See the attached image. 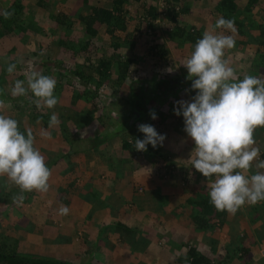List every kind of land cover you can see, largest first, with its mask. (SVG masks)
<instances>
[{"label": "crops", "instance_id": "crops-1", "mask_svg": "<svg viewBox=\"0 0 264 264\" xmlns=\"http://www.w3.org/2000/svg\"><path fill=\"white\" fill-rule=\"evenodd\" d=\"M50 1L53 4L56 3L57 6L51 12L52 15L66 13L68 17H74L82 6L78 3V0H73L72 4H68L66 0ZM100 1L94 3V0H91L90 5H98ZM210 2L212 0H201L199 6L200 8L204 5V7H208ZM136 5L135 2H128L126 10L128 11L130 6L135 8ZM3 6L2 9H9L12 7V2L6 0ZM69 6L76 11L75 14L68 13ZM58 7L61 9L59 10ZM41 15L43 18L45 17L43 13ZM35 17L36 27L38 26L42 31H45L42 36L43 40H37L36 42L45 45L48 54L47 49L56 46L50 37L55 22L50 21L47 17H45L46 22H43V18L38 19L37 15ZM185 17H190L188 22L183 19L186 24H194L202 32H205L207 27L212 29L214 26L213 24V26L206 25L207 21H202L207 19L202 12L197 13L196 16L200 22H196V20L194 22L189 14ZM201 21L204 23H201ZM74 22H76L75 19ZM45 26L48 27L47 30L44 28ZM232 36L235 40V52L231 55L234 57L237 52L241 57L245 51L250 54V48H240L237 42L240 38L235 33H232ZM37 37L39 35L34 34V39ZM173 48L177 47L175 45L172 48L169 47L171 53H175ZM178 50L179 52L173 57L179 58L177 64L179 67L176 68L182 69L184 68L185 59L194 51V46L184 43ZM228 50H225L227 56H229ZM56 53L57 50H53L50 58L56 56ZM20 59L22 63L29 64L25 55L16 61L20 63ZM1 65L4 66V64ZM184 74L187 75L186 69L183 73L181 71V75ZM237 76L242 79V76L238 74ZM11 83L14 84L15 82L13 80L6 81L4 88H1V90L6 92V88L10 87ZM190 85L191 83H189ZM180 90V86H172L170 91L158 86L156 90H153L154 94L151 95L148 102L151 106L160 107L161 112L168 115V119L163 121L165 125L168 124L166 121L170 118L175 121L166 128L169 132L164 133L166 139L159 150L156 152L149 151L151 153L149 155H143L142 153L143 157H152V161L155 160L156 162L154 164L149 161L147 165L142 166L141 164L138 165L137 161L130 160L132 153L120 147V138H115V134L109 135L98 147L90 146L88 142L93 144L91 141L94 138L103 137L104 129L98 124L96 125L98 126L97 130L87 131L86 134L81 126L79 127L81 130L76 129L83 137H73L71 143L74 144L76 141L81 140H84L85 143L75 148L71 153L68 150L66 156L65 149L61 151L63 144H66L62 137L56 138L53 142L40 144L44 150L42 153L45 155V152H47V155L42 156L51 172L48 191H33L26 201L17 205V215L12 214L14 219L11 222L14 223L0 224V227L3 228L2 232H8L9 229H5V226H8L11 228V235L16 236L18 239L16 241L19 242V251H17L32 252L30 246L34 244L39 247L37 248L38 253L39 251H46V247L40 245L43 242V237L46 241H52L55 231H59L60 228L68 226L74 219H77L83 220L84 223L73 229L72 240L64 243L63 247H58L56 244L53 247L56 255H60L62 261L70 264H189L187 260H180L185 258L188 248H192L206 257L210 264H264V201L255 205L246 204L234 215L226 212L223 224H219L213 218L208 219V225L211 229L208 226L203 230H197L194 224H191L190 215L193 212V216H195L198 209L195 206H190L187 202L189 199L196 200L209 190L208 185L210 182L202 174L196 172L200 177L199 180L197 181V176L194 182H189L187 186L184 185L186 171H195L189 160L194 143L189 146L190 142H187L191 139L187 137L183 130V117L179 116L178 118L171 110L172 107L173 109L176 107L177 101L183 100L179 94H177L180 97L179 99L175 95ZM160 92L164 93L160 96L165 97L162 98V101H159ZM70 94L65 85L60 86L57 95L58 104L65 107ZM155 96L157 100H152ZM6 97L5 94L4 99H7ZM186 97L187 95L184 99ZM187 100L189 101V99ZM84 103L78 100L76 102L77 110L83 112ZM9 106L8 109L10 108L9 110L12 113L7 112L6 116L12 117L14 106ZM116 112L112 118H118L115 120L120 121V117L125 115ZM172 114L176 117H172ZM29 115L28 118L20 119L19 126L22 119H24L27 128L21 127L23 130L26 132L39 130L37 124L34 125L33 130L31 129V123L34 121ZM14 117H16L15 113ZM87 118L88 116L83 117L84 120ZM147 120L153 121L151 116ZM158 120L157 117L155 125H158ZM257 134L260 139L255 140V144L260 143L262 146H259L261 153L257 160L253 162L250 175L255 174L257 171L264 172V169L255 168V164L259 160H264V156L261 157V155H264V132H258ZM81 147H85V149ZM255 147H258L257 144ZM52 152L59 153V163H48V153ZM164 155L170 157V163H167L166 158L162 159ZM63 159L66 160V164ZM136 160H138L137 157ZM115 161L118 163L114 164ZM140 172L148 178L147 181L142 183L138 181ZM170 173L175 174V177H172ZM0 177L7 179L5 176ZM3 187L10 189L15 186L8 184ZM74 188H77V190H74ZM63 189L67 190V193L60 192ZM0 202L2 201L0 200ZM2 203L1 207H5V203ZM62 206L68 207L67 215L59 214ZM95 207L100 208L95 216H90L92 209ZM125 228L131 232L127 233ZM212 236L218 238L214 245L211 243ZM256 245L258 247H255ZM255 254L258 255L257 257L260 260L256 259Z\"/></svg>", "mask_w": 264, "mask_h": 264}, {"label": "trees", "instance_id": "trees-1", "mask_svg": "<svg viewBox=\"0 0 264 264\" xmlns=\"http://www.w3.org/2000/svg\"><path fill=\"white\" fill-rule=\"evenodd\" d=\"M90 1L91 0H78V3H80L82 7L86 5L88 8L86 12L82 10L79 11L74 17H68L66 13H62V15L60 13H55L52 15L51 13L43 12L44 16L50 21L55 22L50 32V37L55 42L57 48L56 56L53 58L47 56L45 45L40 42H35V44L30 43L31 37L33 39L34 34L39 36L45 34L44 30L42 31L38 26L36 27L34 21V19H36L35 13L37 9L42 7L40 1L36 2L34 5L27 4V6L20 5L19 3H12L11 8L1 9L0 12L7 10L12 12L13 15L10 19H5L3 15H0V58L5 54H10L19 50L26 56V59L27 54L34 57V60L41 58V55L44 61L49 59L50 63L33 61L35 62L33 65L37 66L36 64H39L36 71H41L40 74L51 76L56 80V88L54 90L56 98L60 86L65 85L66 89H69L71 93L70 98L66 100L67 104L64 108H73L75 113H80L81 110L79 111L76 108V102L78 100L83 101L85 102V109L82 113L85 116L94 115V117H92L94 120L97 119L100 114L99 109L106 108V112H109L107 105H105L104 102L101 103L98 98L99 96L96 93L97 88L105 87V89H110L111 93L108 97L113 104L114 95L118 93L121 86H126L127 95L125 96L126 99H124V106L127 108V111L130 110L131 112L128 117L121 116L122 118L120 117V121L113 120V124L115 122L119 123L121 127L119 130L120 132L131 133L128 129L129 121L132 119L131 122H133L134 119H137L141 111L144 112V118L149 119L150 111L154 110L156 116L159 118V122L168 119V115H164L161 109H159L160 107L148 105L151 95L153 96L154 94L153 90H156L158 86L164 87L167 91H170L172 86H180V91L183 89L187 91L189 87L191 89V85L189 86L190 82L186 80V75L176 74L173 79H171L172 77L167 79V75L161 74L160 71L158 72L156 70L159 69L157 67L158 65L166 66V63L161 60L162 58L154 60V64H151L153 69L150 73V77L140 78L132 74L136 71H140L141 66L146 64V54L147 52L150 53L151 50H154V55L152 54V56L155 57L161 53L166 54V52L170 50H167V48H169L168 45H175L177 49L184 43L195 46L196 41L202 38V31L200 28L195 27L194 24H186L183 21L186 15L194 14L191 15L193 16L191 17L193 21L196 20V22H200L196 16L197 13L199 14L202 12L207 18L202 21H207L206 25L210 26H213L212 24L216 23V20L221 16L225 19H232L235 22V34L240 38V40L237 41L240 48H250V44L253 43L256 46V50L260 48L264 49V30L259 29L262 25L253 27V25L250 24L247 26L248 22L246 18L244 15H241L242 13L248 15L252 12H254V14L257 13L258 9L256 5L258 4L261 5L260 11L264 12V0H212L208 7L203 6L202 8L199 6V1L201 0H101L98 5H90ZM129 1L141 5V9H139L134 16L133 14L130 15L126 10V4ZM130 17L136 20L133 25ZM73 18L76 22H74ZM156 19L159 22L161 20L166 21L168 27L164 29ZM257 21L258 23L264 21V17L258 15ZM75 23H81L83 31H81L77 25L74 27ZM243 27L247 30L245 35L246 38L242 37L241 29ZM44 28L47 30L48 27L45 26ZM69 31L71 34H69ZM255 31V34H257L256 37L253 35ZM118 33L120 34L117 35ZM101 35L109 36L110 48L112 49V53L109 57H104L97 49V47L100 46L98 36ZM30 45H33L34 51H28ZM135 49L138 51L137 54L133 52ZM78 54H80L82 58H77L76 55ZM90 55H92L91 59L97 60V63L94 65H90L89 63ZM10 63L15 64L14 61L8 64ZM67 63H69L68 67H66ZM1 64L0 60V76L4 75L5 81L13 80L15 82L17 80H26L28 75L25 72L22 74V72H19L21 70H19L9 73L7 71L8 64L4 66ZM130 75L133 76L131 80L129 78ZM92 83L94 87L91 89ZM75 85H78V88H75ZM4 86L5 82L1 83L0 81V89L4 88ZM163 92H160L159 96L165 93ZM195 94V92L191 93L185 99H182L184 101H188L187 99H189L190 102ZM15 98H19V103L23 105L15 103L13 105L14 110L22 108L23 110L30 111L37 117H44V114L40 112L43 108L39 110L36 108L35 104L32 102L34 97L30 92L26 96ZM162 98L165 97L160 96L159 101H162ZM2 99H0V101ZM153 99L157 100L156 96L152 98V100ZM2 108H0V110ZM4 108L8 109V106ZM171 110L174 111L173 107ZM9 112L12 113L10 110ZM68 115L69 113L66 116ZM11 116V118L18 121L19 126V119L14 117V114ZM106 117L110 118L109 116ZM172 117H174L173 114ZM48 120L49 119L46 118V122L44 121L42 124L40 122L39 128H41V126L46 128L49 124ZM156 120L157 119L153 121ZM174 122L175 121L171 118L166 121L169 125ZM106 127L107 126H103V137L94 138L93 141H91L93 144L88 142L90 146L98 147L109 135L113 134L112 131H108ZM19 129L21 132L27 133L20 126ZM258 132H264V126L259 127L258 130H254L253 133L256 137ZM135 139H143V135L134 136L129 142L124 138L120 140L119 143L123 150H128L132 153L130 155L132 156L130 158L132 161L134 160L133 157H136V155L140 156L139 154L142 153L135 150ZM256 144L258 147H262L260 143ZM159 148L160 147L153 149L152 146L149 145L147 150L156 152ZM263 156L264 155H261V157ZM164 158L165 157L162 156V159ZM2 180L7 185L10 184L6 178L0 177V181ZM3 186L0 185V195L2 196L0 200L4 202L6 206L0 207V224L6 222L14 223L11 222L14 219L12 214L17 213L16 207L18 204H21V202L14 203L13 195L2 192L3 189H6ZM31 194L32 192L24 194L25 199L23 201H26ZM209 199L208 191H206L196 200H188V202L194 203L192 206L198 209L197 214L191 217V221L197 230L207 228L209 226L208 219L211 218L217 220L219 224L224 222L226 212H217L210 204ZM2 230L3 228L0 227V264H70L66 261L57 262L54 259L33 258L31 256L28 257L18 254L21 252L16 250L17 241L14 239L9 243ZM126 231L127 233L131 232L129 229H126ZM180 260H187L189 264H210V261L206 257L197 253L192 248H188L185 258Z\"/></svg>", "mask_w": 264, "mask_h": 264}, {"label": "clouds", "instance_id": "clouds-1", "mask_svg": "<svg viewBox=\"0 0 264 264\" xmlns=\"http://www.w3.org/2000/svg\"><path fill=\"white\" fill-rule=\"evenodd\" d=\"M0 15L10 19L13 13L4 10ZM235 31L234 20L221 16L196 41L194 51L183 64L186 80L196 94L190 102L177 101L174 107V114L183 117V130L194 143L189 159L192 168L210 182V204L217 212L232 215L246 204L264 201V172L246 174L261 153L254 146L253 132L264 126V80L252 75L239 79L224 59L225 50L235 47L233 36L225 33ZM15 69L16 64H8L9 73ZM55 88L54 78L32 72L26 80L15 81L11 95L20 97L30 92L38 110L54 109L58 103ZM150 116L157 119L154 110ZM58 123V115L53 111L48 127ZM137 127L143 139L134 140L136 151L146 152L149 145L153 149L163 146L166 136L158 133L153 125ZM43 134L49 135L47 131ZM34 143L31 131L21 132L17 120L0 114V176L7 177L19 189L13 196L14 203H22L25 193L48 191L51 172ZM255 168L264 169V160H259ZM68 211L67 206H62L59 214L67 215Z\"/></svg>", "mask_w": 264, "mask_h": 264}, {"label": "rangeland", "instance_id": "rangeland-1", "mask_svg": "<svg viewBox=\"0 0 264 264\" xmlns=\"http://www.w3.org/2000/svg\"><path fill=\"white\" fill-rule=\"evenodd\" d=\"M3 1L4 2H2L0 0V8L1 9L4 7L3 5L5 4L6 0H3ZM10 1L12 3H14V4H18L19 3L20 5H26V6H27V4L34 5L36 2L40 1V3H42V5L40 4L42 7H40V9L38 8L36 13H35L38 16V19L43 18L41 13H43V12L44 13L45 12L51 13V12H53L55 10V7L57 8L56 3L53 4L50 0H10ZM98 1L99 0H94V3H98ZM66 2L68 4H72L73 0H66ZM129 2H131V1H129ZM140 7H141L140 4H137L135 6V8L130 6L129 10H128L129 11L128 13L130 15L133 14V16H134V15H136L137 11L139 9H141ZM87 8H88V6H86V5H84L83 7L81 6V10L82 11L86 12ZM256 8L258 9V12L255 13V14H254V12H252L249 15L246 14V13H242L241 15H244V17L246 18V20L248 22L247 26H249L250 24H252L253 27H256L257 25H262V26L259 27V29L260 30H264V21H262L260 23H258V21H257L258 15H261V16L264 17V12L260 11V8H261L260 4L256 5ZM58 9L60 10L61 8L58 7ZM67 11L70 14H75L76 13V11L70 6H69V9H67ZM191 15H194V14H191ZM45 17L43 18L44 19L43 22L47 21L45 19ZM191 17H193V16H191ZM184 19L188 22L190 20V17H185ZM130 20L132 22V25L136 21V20L132 19L131 17H130ZM158 23H160L161 27H163L164 29H166L165 27H168L166 25V21L161 20L160 22L158 21ZM201 23H203V22H201ZM76 25L78 26L79 29H81V31H83V27H82L81 23L75 24L74 27ZM213 25H215V23ZM206 29L207 30H211L208 27ZM217 31H220V30H217ZM241 31H242V37L246 38V36H245L246 35V31H247L246 28L243 27L241 29ZM203 33L204 32H202V36H203ZM255 33H256V31L254 32L253 35L256 37L257 34H255ZM69 34H71L70 31H69ZM119 34L120 33H118L117 35H119ZM225 34L232 35L231 32H226ZM37 40L41 41V40H43V37L39 36V37H37L35 39H34V37H33V39L31 37L30 43L35 44V42ZM98 42H99L100 46L97 47V49L100 51V53L104 57H109L111 55V53H112V49L110 48L109 36L108 35L98 36ZM249 44H250V42H249ZM168 46L172 48L171 45H168ZM168 49L169 48H167V50ZM29 50L30 51H34L33 45H30L28 51ZM53 50H57L56 46L51 47V48L49 47L47 49V51H48V54L46 53L47 56L52 57L50 54L52 53ZM173 50L175 51V53H171L170 52L171 49H170V50H168V52H166V54L165 53H161L160 55H157L155 57L152 56V54L154 53V50H151L150 53L147 52V54H146V60H147L146 64L141 66V68H140L141 70L140 71H136L135 73H132V74H135V77H140V78H143V77L145 78L147 76L150 77V73H151V71L153 69L151 64L152 63L154 64V60H158L159 58H162L161 60L166 63V66L158 65L157 67L159 69H156L158 72L160 71L161 74L167 75L166 76L167 79H170V77L175 76L176 73H177V75H181V71L183 73L184 69H186V68L185 67L182 68V69L181 68H179V69L176 68V67H179L177 65L179 63V58L177 59V58H175L173 56H175V54L177 52H179V50L177 48H173ZM133 52H134V54H137L138 51H136V49H135ZM234 52H235L234 48L229 49L227 51L229 56H227V54H225L224 59H226L228 61V63L230 61L229 66L230 67L232 66L234 71L239 76H242V79H243V77L245 75H252V76H256V77L264 80V64H263L264 63V49L263 48H260V49L256 50V46L253 43H251L250 44V54L247 53L248 51H245L243 53V56L240 57V55H238L237 52H236V55L233 57L231 54H233ZM23 55L24 54L22 52L17 50V52H15L13 54H5L4 56H2L0 58V60H1V63L4 64V65L8 64V62L14 61L15 64H16V69L14 71L21 70L22 74H24L23 72H25L27 75H30L32 72H37L36 70H37V67L39 66V64H36L37 66L33 65V64H35V62H37V61H41L43 63H49L50 62L49 59L44 61V58L42 57V55H41V58H39V60H38V58L34 60L33 59L34 57L29 56L28 54H27V59H28L27 61H29V64H25V62L22 63L21 59H20V63H19V61L17 62L16 60L18 58H22ZM128 55H130V54H128ZM76 57L82 58V56L80 54L76 55ZM91 58H92V55L89 56L90 65H94L95 63H97V60H93ZM33 61H35V62H33ZM25 65H28V66H25ZM68 65H69V63L66 64V67H68ZM18 67H19V69H18ZM2 68L5 69L4 67H2ZM40 72L41 71H39L37 73H40ZM184 75H186V74H184ZM132 77L133 76H131V75L129 76L130 80H131ZM0 81H1V83L6 82L5 78H4V75L0 76ZM187 82H189V81L187 80ZM12 83L10 84V87L6 88V90H7L6 92H5V90L3 92L0 89V99L5 98V94L7 95V97H6L7 100L2 99V100H5V101L1 100L3 103H2V105H0V108L3 107L0 110V114H3L5 116H6V113L9 112V109L4 108V107L9 106V105L13 106V103L14 104L17 103L18 105L21 104V103H19V98L17 99V98H15V97H13L11 95V89L14 86V84H12ZM91 85H92V87H91V89H92L94 87V85H93V83ZM75 86H76L75 88H78V85H75ZM185 90L186 89H183L182 91H180L178 93L176 92V94L175 93L174 94L175 95L179 94L181 99H182L186 95L189 96L191 93H194V91H192L190 88L187 89L188 92L185 91ZM126 91H127L126 86H124V85L121 86V88L118 90V93L114 95V103L112 104L110 98L108 97L110 95V93H111L110 89L106 90L105 87H100V88L98 87L97 91H96L97 95L99 96L98 98L100 99L101 103L102 102L107 103L106 105L108 107V111L109 112H106V110H107L106 108L99 109V107L97 106L98 109L100 110V114L97 117V119H95V120L92 119V117H94V115L88 116V118L86 120H84L83 117L86 118V116L82 113V111L80 113H75V110L73 108L72 109H67V108H64V105H59L58 103H57V105L55 106L54 109H47L45 107H42L43 110L40 111V112H42L44 114V117H42V116L41 117H37L36 115L31 113L30 111L23 110L22 108H19L17 110H13V114L15 113V116H16L17 119H19V121H20L21 118H28L27 116L29 114L33 115V116L29 115V117L32 119V121H34L33 123H31V125H32L31 129L33 130L34 129V125L37 124L38 127H39L40 122H41V124L44 123L46 118H48L50 120V117H51V114H52L53 111L57 113L59 123L55 127L49 128L47 126L46 128H44V127L41 126V128L39 130L37 129V130H33L32 131V133H33V135L35 137V143H34V145H36L35 148L38 149L42 155H44L42 153L44 150H43V148L41 147L40 144H43L45 142H53L56 138L62 137L65 140L64 142L66 144H63V146L61 147V151H63L65 149V156H66L68 150H70V153H71V151H74L75 148H77L78 146H82L85 143L84 140H81L79 142L76 141L74 144L71 143V140H72L73 137H81V138L83 137L80 133H78L76 131V129L77 130H81L82 129L83 132H85V134H86L87 131L97 130V128H98V126H96L97 124L100 125L102 128H103V126H107L106 128L108 129V131H112L113 134L118 136V137H116V136H114V137L115 138H120V140H123L124 138H125V140H131L134 136L143 135V133L138 131V127L137 126L140 125V124H151V125H153L155 127V129L157 130L158 133L166 135L164 133L169 132V130H166V128L171 126V125H169V124L165 125L163 123L164 120L162 122H159V120H158V122H159L158 125L157 124L155 125L156 121L147 120V118H144V112L143 111L139 112V117L137 119H134L133 122H131V119H130L129 128L128 129H129V131L131 133H129V132H125L124 133V132H120L119 131L121 129L119 123L115 122L113 124V120L118 119V118H112V117L115 116V111H117L116 112L117 114L121 113V114L125 115V117H128V115L130 114L131 111L130 110L127 111L126 107L124 106V101H125L124 99H126L125 96L127 95ZM180 97L178 95L176 96L177 99H179ZM24 99L26 100L25 97H24ZM21 105H23V104H21ZM148 105H150V104L148 103ZM84 109H85V107H83V110ZM65 113H67V114L69 113V115L66 116L67 114H65ZM26 114H28V115H26ZM110 115H112V116H110ZM106 116H109L110 118H108ZM174 117H176V116H174ZM177 117L179 118V116H177ZM49 120H48V122H49ZM183 123H184V121H183ZM80 126H81V129H79ZM20 127L27 128L26 120L24 121V119H22V123H21ZM45 131H47L48 134H49L47 137L44 136V134H43ZM74 133H76V135H74ZM37 138H40V139H37ZM253 138L256 141L260 139V137H258V136L257 137L254 136ZM44 139H46V140H44ZM187 142H190L189 146H191V143L193 144V141L191 142V140L190 141L187 140ZM75 144H77V145H75ZM255 146H256V144H255ZM86 148H88V146H86ZM82 149H85V147H83ZM70 153H68V154H70ZM142 153H143V155L151 154L149 151L142 152ZM142 153L139 154L140 156L136 155L138 160H135V161H137L138 165L141 164L142 166H145V165L148 164L149 161H152V157H150V156H147V158L143 157ZM45 155H47V152H45ZM48 155H49V156H47V158H49V162L48 163H59L60 162L58 160V158L60 157L59 153L52 152V153H48ZM131 157L132 156H130V158ZM164 157L167 158V163L171 162V159H170V157L168 155H166V156L164 155ZM67 161H69V160H67ZM63 162L66 164V160L65 159H63ZM111 163H113V161H111ZM117 163H118L117 161L114 162V164H117ZM154 163H156L155 160L152 161V164H154ZM134 168H136V166H134ZM250 171L251 170H249V172L246 173V174L250 175ZM170 174H171L172 177H175V174H173V173H170ZM184 175L186 176V178L184 179V181H185L184 185L185 186H187L189 182H194L195 178L198 176L196 171H192V170L186 171V173ZM199 178L200 177L198 176L197 177V181L199 180ZM147 180H148V178H146V176L143 173L140 172L139 176H138V181L140 183H142V182H145ZM160 180H165V179H160ZM0 185L3 186V185H7V184L2 180V181H0ZM168 187H169V184H168ZM74 190H77V188H74ZM187 190H188V187H187ZM2 192H4V193L6 192V193H8V195H13L14 196V195L19 193V189L17 187H14V188H10V189H3ZM60 192L67 193V190L63 189ZM0 194H1V190H0ZM1 198H2V196L0 195V199ZM2 204L3 203L0 202V207H1ZM188 204L190 206L194 205V203H192V202H188ZM99 208L100 207H95L94 209H92V212H91L90 216H95V213L97 212V210ZM15 215H17V214H15ZM190 216L193 217V212L191 213ZM225 218H226V215H225ZM224 221H225V219H224ZM83 223H84L83 220H77V219L75 220L74 219L68 226H64V227L60 228L59 231H55L54 238L52 239V241H46L45 238L43 237V242L40 245L46 247V251H44V252L39 251V253H38L37 252V248H39V247L37 246V244H34V245L30 246V249L32 248L31 249L32 252H21V253H18V254H21V255H24V256H28V257L31 256L33 258H43V259H49V260L50 259H54L57 262L58 261L61 262L62 260L60 258V255H56L55 248L53 249L54 245L56 244V246H58V247H63L62 245L64 243H68V241H71L72 237H73V235L71 236V234L73 232V229L76 226L82 225ZM223 223L224 222H222V224ZM46 224H48V223H46ZM191 224L193 225V222H191ZM208 228L211 229L210 226ZM5 229L6 230L9 229L8 232H10V234H8V232H5V231L3 232V234L6 235L7 241L9 243L12 240H14V239L18 241L16 236H12L11 235V230H10L11 228H9L8 226H5ZM25 231H26V229H25ZM29 234H31V233H29ZM29 237L33 238L31 236H29ZM216 241H218V238L212 236L211 243L214 245L216 243ZM18 245H19V242L17 243V248H16V250L19 251ZM255 247H258V246L256 245ZM257 256L258 255L255 254V257H257ZM256 259H259V257H257ZM259 260H258V262H259Z\"/></svg>", "mask_w": 264, "mask_h": 264}, {"label": "water", "instance_id": "water-1", "mask_svg": "<svg viewBox=\"0 0 264 264\" xmlns=\"http://www.w3.org/2000/svg\"><path fill=\"white\" fill-rule=\"evenodd\" d=\"M132 120V119H131Z\"/></svg>", "mask_w": 264, "mask_h": 264}]
</instances>
